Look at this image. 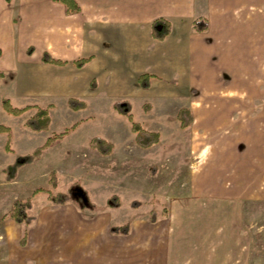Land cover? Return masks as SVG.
Returning <instances> with one entry per match:
<instances>
[{
  "label": "crops",
  "instance_id": "1",
  "mask_svg": "<svg viewBox=\"0 0 264 264\" xmlns=\"http://www.w3.org/2000/svg\"><path fill=\"white\" fill-rule=\"evenodd\" d=\"M18 1L0 0V70L17 75L20 62H26L43 72L42 87L48 98L65 95L85 101L92 96L110 99L114 107L126 97L141 96L150 104L147 114L160 116L161 123L142 125L160 133V141L150 147L137 143L129 120L133 133L124 143L126 153L121 160L131 165L132 177L138 172L145 175L139 183L127 181L126 189H142L133 195L147 196L149 189H188L187 197L170 200L173 218L177 204L190 214L203 201H208L209 209L222 211L230 201L238 202L245 189H260L264 174V0H74L80 6L77 12H67L58 0H23L29 8L24 11ZM16 15L21 16L18 26L12 22ZM157 19L171 25L164 39L152 34ZM198 19H205L208 28L198 31ZM28 43L36 54H28V47L24 53L34 54L32 61L21 54V45ZM45 51L69 62H44ZM91 55L82 68L72 63ZM143 73L154 75L148 88L139 82ZM81 124L69 125L65 136L76 133ZM95 136L114 146L110 154L91 149V155L111 157L115 142L109 135H94L88 143ZM111 168L100 166L97 172ZM149 174L161 179V185L152 186ZM97 179L116 182L115 177L99 174ZM210 219L200 224L202 232L210 231ZM131 220L125 239L130 244L147 243L148 235L142 233L146 221L142 216ZM97 236L83 234L79 245L94 243ZM34 251L29 256L46 260L47 255ZM15 256L18 264H25L23 254Z\"/></svg>",
  "mask_w": 264,
  "mask_h": 264
},
{
  "label": "rangeland",
  "instance_id": "2",
  "mask_svg": "<svg viewBox=\"0 0 264 264\" xmlns=\"http://www.w3.org/2000/svg\"><path fill=\"white\" fill-rule=\"evenodd\" d=\"M26 3L18 1L24 11L29 10ZM12 22L18 26L21 16H14ZM30 45L32 43L21 45L22 57L28 61L36 54L24 53L25 47ZM35 61L38 60L31 63ZM18 67L17 75L8 70L0 85V124L10 127V131H0V264H18L16 253L18 257L23 254L25 264H264V174L259 179L260 189H245L238 202L230 201L222 211L209 209L208 201H203L198 203L196 213L190 214L189 209L184 211V207L177 204L172 218L170 200L187 197L188 189H149L147 196L139 195L142 189H126L127 181L139 183L145 175L138 172L132 177L131 165L121 160L126 153L124 146L130 140L131 123L126 115L116 111L110 99L90 96L85 100L88 107L74 110L65 95L45 96L44 74L38 68L26 62H20ZM0 69H3L1 64ZM3 97L10 98L15 106L30 105V108L20 115L10 114L2 106ZM124 100L132 102L134 119L143 126L161 123L157 114H147L150 104L146 105L147 101L141 96ZM49 102H54L55 106ZM39 107L48 108L50 112L48 129L33 130L26 124ZM76 121L82 122L80 130L46 146L40 157L19 169L14 180H6L3 168L12 163L16 155L32 153L44 145L49 136ZM94 135H109L115 142L116 151L111 157L102 155L101 159L91 155V149L94 153L100 151L88 143ZM7 142L13 151L5 149ZM107 165L112 168L97 172L100 166ZM52 171L58 175L56 189L50 184ZM98 174L115 177V184L97 179ZM160 180L149 174L148 182L152 186H160ZM78 185L87 188L94 206L82 207L75 199L56 205L46 191L34 193L42 187L52 193L72 191L76 197L80 192L72 188ZM113 195L119 196V207L109 205ZM28 198L33 201L29 213L36 215L34 221L17 223L5 216L16 199ZM136 200L142 202L141 206L132 205ZM137 216L146 221L142 233L148 235L147 243L130 244L124 234L110 230L113 225L131 224V219ZM206 219L213 224L207 227L210 231L202 232L200 224ZM137 231L135 233L139 234ZM83 234L98 236L94 243L80 246ZM35 248L47 255L46 260L44 256H29Z\"/></svg>",
  "mask_w": 264,
  "mask_h": 264
},
{
  "label": "trees",
  "instance_id": "3",
  "mask_svg": "<svg viewBox=\"0 0 264 264\" xmlns=\"http://www.w3.org/2000/svg\"><path fill=\"white\" fill-rule=\"evenodd\" d=\"M6 1H11V0H6ZM58 1L63 2L67 6V12H77L80 10V6L74 0H58ZM195 28L198 31H202L208 28V24L205 19H198L195 21ZM170 30H171V25L169 23H167L164 20L157 19L153 23L152 34L157 39H164L169 34ZM34 49L35 47L33 45L29 46L27 48V53L32 54L34 52ZM92 58H93L92 55L79 57L77 59H74L72 63L76 67L82 68L90 60H92ZM42 60L47 63H54L58 65H65L69 62L68 60L56 58L47 51L43 53ZM6 75L7 74L5 71L0 70V80L5 78ZM153 76L154 75L148 73L141 74L139 76V82L141 86L144 88H148L150 86V79ZM68 104L74 110L82 109L87 106L84 100L78 99L76 97H70L68 99ZM2 106L6 112L13 115H20L25 110L30 108V105L23 107L15 106L8 97H4L2 99ZM114 107L119 113L128 116L129 120L132 122V129L134 132H136V141L140 146L150 147L153 144L160 141V133L158 131H149L145 129L140 122L135 121L134 115L132 113V104L130 101L119 100L114 104ZM50 122H51V118L48 108L39 107L35 112V114L26 121V124L33 130H43V129H48ZM70 129L71 128L68 127L62 132L49 136L46 142L44 143V145L36 148L32 153L16 155L15 160L12 163L8 164L4 169L6 173L5 175L6 180L12 181L16 177L19 168H21L26 164H30L34 162L38 157H40L43 154V150L46 146L52 145L59 139L63 138L70 131ZM0 131L1 132L10 131V127L4 124H0ZM91 146L99 149L100 152L103 154H108L109 152H111L113 148L112 143L98 136L92 138ZM6 150L9 152L13 151L9 142H7L6 144ZM50 184L51 187L54 189H56L58 186V175L56 171H52L50 173ZM79 188H81V190H79ZM72 189H78L77 191H79L80 194L74 197L75 195H73L74 192L72 191L67 193H63V192L52 193L50 190H47L46 188H42V187L35 189L34 193L40 191H46L49 194V198L56 205H62L67 203L71 199H75L77 202L80 203L82 207L94 206V203L90 200L86 189H83L79 185ZM108 202L111 207H119L121 205V200L117 195H113L112 197H110ZM141 204L142 202L137 200L132 202V205L134 207H139L141 206ZM32 208H33V201L31 198L25 200L16 199L13 202V206L11 210L8 213H6L5 216L15 220L17 223L30 224L32 221L36 219V215L29 213V210ZM130 229H131V224L129 222L123 225H113L110 227V230L113 233H122V234H128Z\"/></svg>",
  "mask_w": 264,
  "mask_h": 264
},
{
  "label": "water",
  "instance_id": "4",
  "mask_svg": "<svg viewBox=\"0 0 264 264\" xmlns=\"http://www.w3.org/2000/svg\"><path fill=\"white\" fill-rule=\"evenodd\" d=\"M79 190H81V188H79Z\"/></svg>",
  "mask_w": 264,
  "mask_h": 264
}]
</instances>
